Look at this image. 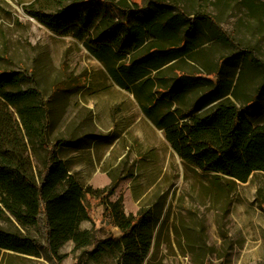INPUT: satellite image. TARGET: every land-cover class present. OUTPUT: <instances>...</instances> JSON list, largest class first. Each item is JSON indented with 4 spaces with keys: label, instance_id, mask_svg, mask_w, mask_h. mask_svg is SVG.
Returning <instances> with one entry per match:
<instances>
[{
    "label": "trees",
    "instance_id": "trees-1",
    "mask_svg": "<svg viewBox=\"0 0 264 264\" xmlns=\"http://www.w3.org/2000/svg\"><path fill=\"white\" fill-rule=\"evenodd\" d=\"M50 1L54 11L34 17L81 43L113 83L134 96L186 164L235 183L264 173V62L238 44L219 64L188 68L202 61L206 44L235 47L207 10L186 14L167 0ZM228 2L241 5L251 19L264 17V0ZM258 77L261 84L246 91ZM48 101L32 72L0 69V218L9 213L23 227L37 228L46 243L0 226V254L38 256L45 249L61 264L60 250L73 241L92 243L97 251L117 249L122 264H144L153 246L152 220L127 215L122 200L110 202L104 190L84 188L70 174L58 152L89 144L79 138L49 142ZM38 149L46 154L43 169L35 172L27 154ZM87 197L107 203L106 217L120 230V240L98 241L80 229L92 220Z\"/></svg>",
    "mask_w": 264,
    "mask_h": 264
},
{
    "label": "rangeland",
    "instance_id": "rangeland-1",
    "mask_svg": "<svg viewBox=\"0 0 264 264\" xmlns=\"http://www.w3.org/2000/svg\"><path fill=\"white\" fill-rule=\"evenodd\" d=\"M167 1H175L186 14L207 10L232 39L235 47L206 44L201 50L208 60L217 62L240 45L255 50L251 55L264 62V17L251 19L229 0ZM54 7L50 0H0V69L32 72L49 100V142L87 141V148L60 153L70 174L84 188L104 190L110 202L122 200L127 215L149 216L153 246L144 264H264V173L235 183L186 164L132 94L117 87L81 43L34 17ZM201 62L191 61L188 68L202 70ZM261 82L256 78L249 93ZM45 154L28 152L35 172L43 169ZM85 203L92 220L81 222L80 229L98 241L120 240V230L106 217L107 203L88 197ZM0 226L46 244L37 228L23 227L9 213L2 215ZM60 254L61 264H122L119 250L97 251L92 243L69 241ZM0 264L56 261L45 249L38 256L3 251Z\"/></svg>",
    "mask_w": 264,
    "mask_h": 264
},
{
    "label": "crops",
    "instance_id": "crops-1",
    "mask_svg": "<svg viewBox=\"0 0 264 264\" xmlns=\"http://www.w3.org/2000/svg\"><path fill=\"white\" fill-rule=\"evenodd\" d=\"M214 43V42H213ZM226 57V56H225ZM223 58V57H222ZM222 58L219 60V61H217V62H213V61H210V60H208L207 59V57L204 55V56H202V61L203 62H206V61H208V62H210V63H220L221 61H222ZM203 62H201L202 64H203ZM253 82H251V84H252ZM250 84V85H251ZM118 87V86H117ZM121 89V88H120ZM248 89L249 90H251V86H249V84H248V87L246 88V91H248ZM123 90V89H122ZM125 91V90H124ZM127 92V91H126ZM249 92V91H248ZM133 96V95H132ZM134 97V96H133ZM135 100V99H134ZM65 149H69V148H63V149H61L59 152H58V156H59V158H60V153L63 151V150H65ZM76 149V148H75ZM84 149V148H83ZM77 150H81V149H77Z\"/></svg>",
    "mask_w": 264,
    "mask_h": 264
}]
</instances>
